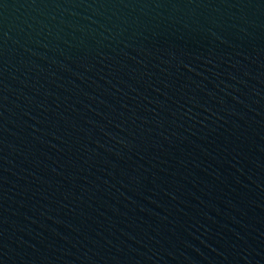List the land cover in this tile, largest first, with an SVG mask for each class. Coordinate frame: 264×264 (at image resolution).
Segmentation results:
<instances>
[{"label":"water","instance_id":"obj_1","mask_svg":"<svg viewBox=\"0 0 264 264\" xmlns=\"http://www.w3.org/2000/svg\"><path fill=\"white\" fill-rule=\"evenodd\" d=\"M0 264H264V0H0Z\"/></svg>","mask_w":264,"mask_h":264}]
</instances>
